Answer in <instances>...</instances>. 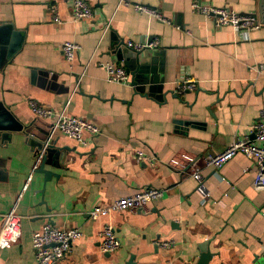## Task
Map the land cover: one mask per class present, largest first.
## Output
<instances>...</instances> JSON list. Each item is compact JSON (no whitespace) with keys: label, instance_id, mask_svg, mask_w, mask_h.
Listing matches in <instances>:
<instances>
[{"label":"crops","instance_id":"0c3cea01","mask_svg":"<svg viewBox=\"0 0 264 264\" xmlns=\"http://www.w3.org/2000/svg\"><path fill=\"white\" fill-rule=\"evenodd\" d=\"M86 1L92 17L74 20L69 0H0V229L9 211L21 227L19 241L0 249V264H35L32 233L47 222L81 231L60 264H196L206 242L209 264H264V190L253 188L254 161L242 153L218 169L203 161L237 136L253 139L261 119V1L197 0L255 15L262 26L247 39L194 12L193 0ZM134 3L172 24L137 12ZM152 41L158 45L143 55L149 62L156 51L151 63L164 66L161 92L136 93L129 74L126 84L107 81L105 65L117 62L112 47ZM65 42L80 47L71 63L61 50ZM186 77L197 88L178 94L174 83ZM30 100L53 111L66 107L100 134L84 133L87 145L52 135L46 175L38 147L49 123L34 117ZM136 151L154 164L137 161ZM192 169L200 171L201 183ZM147 187L163 190L149 213L91 218L94 207ZM107 225L120 240L113 253L99 247Z\"/></svg>","mask_w":264,"mask_h":264},{"label":"built area","instance_id":"2783aa9c","mask_svg":"<svg viewBox=\"0 0 264 264\" xmlns=\"http://www.w3.org/2000/svg\"><path fill=\"white\" fill-rule=\"evenodd\" d=\"M71 3L72 18L74 20L88 19L92 17L93 10L86 0H69ZM120 2H124L120 0ZM126 4H129L126 2ZM133 8L140 13L154 17L155 19L172 24L159 11L151 9L142 4H132ZM192 9L194 12L200 13L214 21L216 27L231 26L243 38L247 39V33L259 29L262 24L257 21L253 14L237 13L226 7H212L193 0ZM54 20L59 22L55 15ZM174 26V25H173ZM180 30V26H174ZM187 34H190L188 31ZM127 47L135 50L144 48H154L158 45V41H152L148 44H134L128 42ZM80 47L76 43L65 42L61 46V50L67 62L71 63L77 56ZM107 81L110 83H128L129 77L125 68L116 63H107L105 65ZM258 73L264 75V65H259L256 69ZM175 89L178 94L186 91H192L197 88V81L188 77L175 81ZM29 106L35 118L47 121L51 127V135L56 133L62 134L81 145H87L88 142L83 138L84 133H88L90 137L100 134V129L93 123L82 118L70 115L66 107L61 110L53 111L45 106L38 104L36 101L30 100ZM252 134L254 138L249 136H237L232 143L222 153L216 155H206L203 158L206 167L221 168L225 163L230 161L237 153H242L249 159L254 161L255 177L253 188L257 191L264 190V109L261 112V119L254 125ZM135 158L139 162L154 164V158L142 151H136ZM189 164H194L191 157H183ZM175 167L180 166L178 160L172 161ZM36 168V167H34ZM191 177L199 183L202 182V175L198 169L191 170ZM163 195V190L154 187L143 188L139 192L121 197L118 201L105 206H96L90 212L92 219L100 216L108 215L115 211H130L133 213H149L150 204ZM21 236L20 218L13 211H9L3 219L0 229V249H7L17 243ZM81 237V231L77 228L63 230L55 227L47 222L42 227L32 233V248L35 255V264H60L70 253L74 243ZM163 246L169 247V243ZM99 247L103 253H113L120 247V240L114 232V229L107 225L99 233Z\"/></svg>","mask_w":264,"mask_h":264},{"label":"water","instance_id":"95a60500","mask_svg":"<svg viewBox=\"0 0 264 264\" xmlns=\"http://www.w3.org/2000/svg\"><path fill=\"white\" fill-rule=\"evenodd\" d=\"M261 1V8L264 12V0ZM264 23V21H263ZM120 44H116L115 47H112L113 52L116 53L117 56V64L119 61H122L124 64V68L131 76L130 86L133 87L136 93H143L145 95L153 96V94H157V92L162 91V86L164 82V66L155 68L151 63L153 62V56L156 51L152 53V58L148 62L145 56L143 55L144 50H151L150 48H144L142 50H135L130 47H119ZM162 54V52H161ZM147 88L148 92H145ZM51 125H47V130L41 142L39 144L38 149L42 152V162L39 170L43 171V165L47 162L50 153L53 152L55 139H52L51 135ZM254 136V135H252ZM1 137V136H0ZM3 139V136H2ZM1 142V138H0ZM44 172V171H43ZM45 173V172H44ZM47 175V173H45ZM213 254L210 252L207 247V242L201 245V253L196 264H209Z\"/></svg>","mask_w":264,"mask_h":264}]
</instances>
